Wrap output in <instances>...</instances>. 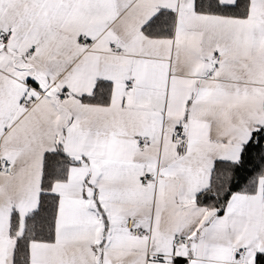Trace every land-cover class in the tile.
<instances>
[{
    "label": "crops",
    "instance_id": "crops-1",
    "mask_svg": "<svg viewBox=\"0 0 264 264\" xmlns=\"http://www.w3.org/2000/svg\"><path fill=\"white\" fill-rule=\"evenodd\" d=\"M197 1L0 0V36L11 31L0 45V159L13 163L0 173V264H14L58 149L74 163L52 186L55 236L30 243L28 264H264V177L223 212L197 203L215 163L238 161L264 128V0H246L245 16ZM101 83L107 102L91 98ZM60 91L71 99L58 103ZM144 173L158 181L141 183Z\"/></svg>",
    "mask_w": 264,
    "mask_h": 264
},
{
    "label": "trees",
    "instance_id": "trees-1",
    "mask_svg": "<svg viewBox=\"0 0 264 264\" xmlns=\"http://www.w3.org/2000/svg\"><path fill=\"white\" fill-rule=\"evenodd\" d=\"M197 10L213 14L241 15L248 13L246 0H238L233 5H225L216 0H198ZM166 12V11H164ZM162 12L151 24H161ZM165 20H163L164 22ZM168 29L167 24H162ZM172 25H170V29ZM107 87V94L101 96L102 88ZM110 88L107 83L98 85L92 100L107 102ZM74 161L62 150L47 154L42 179L39 208L25 220L22 235L19 236L15 249L14 264H28L29 246L34 240L51 241L55 236V224L58 208V196L53 193L52 186L67 177L68 167ZM264 177V128L255 132L250 143L245 145L238 161H217L212 170L211 182L207 189L198 194L197 203L223 212L234 193H255ZM17 219H13V224ZM177 264H184L181 261Z\"/></svg>",
    "mask_w": 264,
    "mask_h": 264
},
{
    "label": "built area",
    "instance_id": "built-area-1",
    "mask_svg": "<svg viewBox=\"0 0 264 264\" xmlns=\"http://www.w3.org/2000/svg\"><path fill=\"white\" fill-rule=\"evenodd\" d=\"M10 38H11V31H6V32L2 33L0 36V45L3 47H6L10 41ZM79 42L87 43L85 36H80ZM111 48H112V50L116 51L117 50L116 44H112ZM35 49H36L35 46L32 47V49L30 50V53L33 54ZM215 59L217 62H219V61H221L222 56L220 54L216 53ZM134 84H135V80H131L130 82H127L128 88H132L134 86ZM36 91H37L39 97H43L47 93L45 90H40V89H36ZM71 97H72V95L68 91H60L57 94L58 103H62L65 100H69V99H71ZM34 101L35 100L33 98L29 99L25 103L26 107H31L34 104ZM172 135H173L174 141L177 145H182L188 141L187 130L183 126H178V127L174 128ZM148 144H149V140L146 137L140 138L138 141V146H139V148H142V149L147 147ZM12 172H13L12 161L8 158H1L0 159V173L1 174H11ZM139 181L143 184H146L150 181L157 182L158 181V174L154 175V174H150V173H144L140 176ZM129 227L132 229L134 234H138L140 232V229L134 223L129 224ZM173 240H174V243L176 246H180V245L184 244V239L179 234L175 235ZM245 252H246L245 248H236L235 249V253L238 256L244 255ZM152 258L154 260H161V258L158 255H152Z\"/></svg>",
    "mask_w": 264,
    "mask_h": 264
}]
</instances>
